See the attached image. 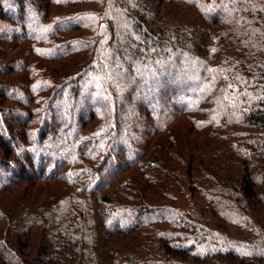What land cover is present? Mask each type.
<instances>
[{"label":"trees","instance_id":"obj_1","mask_svg":"<svg viewBox=\"0 0 264 264\" xmlns=\"http://www.w3.org/2000/svg\"><path fill=\"white\" fill-rule=\"evenodd\" d=\"M0 264H264V0H0Z\"/></svg>","mask_w":264,"mask_h":264},{"label":"rangeland","instance_id":"obj_2","mask_svg":"<svg viewBox=\"0 0 264 264\" xmlns=\"http://www.w3.org/2000/svg\"><path fill=\"white\" fill-rule=\"evenodd\" d=\"M10 1H15V0H10ZM31 1H33V0H30V2ZM8 6H9V8H11V5H8ZM16 113L18 114V112H14L15 115H16ZM38 152L45 153L43 148L39 149Z\"/></svg>","mask_w":264,"mask_h":264}]
</instances>
